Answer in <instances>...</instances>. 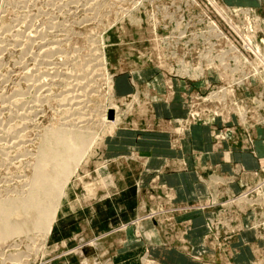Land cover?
<instances>
[{
    "label": "rangeland",
    "instance_id": "1",
    "mask_svg": "<svg viewBox=\"0 0 264 264\" xmlns=\"http://www.w3.org/2000/svg\"><path fill=\"white\" fill-rule=\"evenodd\" d=\"M259 140L264 0H0V264H264Z\"/></svg>",
    "mask_w": 264,
    "mask_h": 264
},
{
    "label": "crops",
    "instance_id": "2",
    "mask_svg": "<svg viewBox=\"0 0 264 264\" xmlns=\"http://www.w3.org/2000/svg\"><path fill=\"white\" fill-rule=\"evenodd\" d=\"M258 134L261 135L262 131L258 130ZM150 135L153 136V134H150ZM187 139L189 140V142H191L193 144V149H194V155L195 156L191 159V163H189V164L186 163V167L188 165V168H191V167L193 168L194 166L197 167V168L198 167L204 168L205 167L204 165L206 164V162H207V164H209L210 162H216L219 159L218 158L219 155H218L217 151L214 150V148H213L212 137L209 134L205 135L203 126L196 127L195 132L191 133L189 135V138H187ZM120 142H122V141H120ZM120 142H117V144L125 145L127 147V149L136 147V146L132 147L130 145V144H135L136 143V141H134V138H133L132 141H129V140L123 141L122 143H125V144H120ZM150 143H151V141H150ZM256 147H257L256 151H257V149L259 151L260 148L261 149L264 148V141H260V140L257 141ZM114 148H119V147L115 146ZM182 148L183 149L181 150V153L184 151V147H182ZM144 151H145V154L147 153L146 155L149 156V162L151 164V167H153V168H156V167L158 168L159 167L160 168V166H161L162 168H165V172H164L165 174L163 176V179L166 180V181L167 180L168 181H172L170 183H171V185H173V187H175L176 192H177L176 199L180 200V197H181L180 193L181 192H185L186 196L193 195L194 197H197L198 195H201V192H203V193L206 192L205 182L204 181H200L196 177L197 170H196V172L192 171V172H188V173H183V172H179L178 171V169H180V167H176L175 165L170 166L169 164L167 165V162L172 161V159H174L177 162L179 161V163H181V159L179 158L180 157V151H179V155H177L175 157L169 155V153H168V145L167 144H163V147H162L163 153H161V154L159 153V155L153 154L154 157L151 156L152 155V151L150 150V148H147V150L145 148ZM229 154H230V157H228V154H225V156L228 157V158H234V159L240 160L241 163H243L244 166H252V164L257 166L256 161H254L252 156L249 153H247V152H242V153L235 152L234 154L233 153H229ZM259 154L262 156V153L258 152V155ZM168 160H170V161H168ZM220 165L222 167H226V168L228 166L227 163H225V162H223ZM166 167H169V168H166ZM173 168H174V170L176 172L169 173L168 170L173 169ZM181 168H183V167L181 166ZM197 176H198V174H197ZM116 188H118V186L115 187L114 189H116ZM194 222H195L194 225L196 227L198 226V229H196L195 232L188 234L187 237L189 238V240L193 238L196 241V242L194 241L195 243L200 244L199 243L200 232H201L200 225L202 223V218L195 219ZM154 240H155L156 243H158V244H160V245H162L164 247H167V246L162 244L161 235H158L157 239H154ZM84 241H86L85 237L81 236L80 242L84 243ZM99 246L100 245L98 244L97 252H98V249L100 250L99 252H101V250L103 249L102 246H100V248H99ZM157 246H159V245H157ZM195 246H197V245L195 244ZM168 248L177 249V248H175L173 246H169ZM254 249L257 250V248H254ZM181 258H183V256ZM191 260H192V258H191ZM194 260H196V259H193V261ZM182 262L183 263L186 262V263H189V264L192 263L191 261H184V258L182 259ZM193 263L195 264V262H193ZM196 264H202V263H199V261H197Z\"/></svg>",
    "mask_w": 264,
    "mask_h": 264
},
{
    "label": "water",
    "instance_id": "3",
    "mask_svg": "<svg viewBox=\"0 0 264 264\" xmlns=\"http://www.w3.org/2000/svg\"><path fill=\"white\" fill-rule=\"evenodd\" d=\"M84 250V249H83Z\"/></svg>",
    "mask_w": 264,
    "mask_h": 264
}]
</instances>
